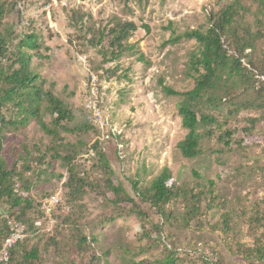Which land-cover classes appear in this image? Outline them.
<instances>
[{"label": "rangeland", "instance_id": "1", "mask_svg": "<svg viewBox=\"0 0 264 264\" xmlns=\"http://www.w3.org/2000/svg\"><path fill=\"white\" fill-rule=\"evenodd\" d=\"M230 2L22 0L15 6L6 0V12L0 24V38H4L7 44L6 58L2 60L4 69L19 65L15 62L18 42L33 32L39 47L31 51L30 67L39 74L37 83L63 101L71 113L60 126L53 125L55 116L48 111L41 114L46 124L57 132L54 135L45 133L34 118L1 132L4 142L13 149L12 154H7L9 166L20 157L16 168L24 174V181L17 183L18 186L28 185V195L39 203L53 192L60 196L59 204L50 215L53 223L51 231L46 230L49 233L42 231L48 221L44 213L30 209L24 220L11 215L26 225V234L27 224L40 221L41 232L32 237L28 246L36 244L42 251L48 235L56 239V248H47V254H43L37 264H87L94 255L98 258L96 264H127L131 259L152 258L162 253V245L150 250L146 248L148 241L142 236V229L143 226L148 228L151 222L163 223L162 235H169L182 254L198 250L205 256L213 253L223 264H249L232 252L230 247L234 246L229 245L228 238H251L254 226L247 224L248 216L257 209V212L264 210V150L260 145L264 120L256 122L253 127L247 122V117L260 115L258 109L241 111L232 117L228 116L227 107L208 109V114L214 116L216 122L203 129L211 132V136L203 138V152L199 156L185 158L178 146L187 132L180 127L177 108L180 97L165 95L159 82L162 80L178 91L192 86L193 81L187 72L195 41L185 38L177 42L166 41L187 30H205L210 24L209 14L218 12ZM254 8L252 5L251 10ZM245 18L250 23L251 13L247 12ZM119 21H132L137 28L131 32L121 55L110 58L107 47L111 34L108 31ZM143 25H147L148 30ZM255 29L256 26L252 25V30ZM102 33L105 36L100 45L90 43L91 37L98 39ZM263 46L264 38L259 43V47ZM80 54L86 55L87 63L77 59ZM140 54L141 61L138 60ZM88 69L95 73L104 71L107 75L102 76L106 86L105 106L110 123L116 129L114 134L101 135L88 123L84 107L88 94ZM256 78L264 79L261 76ZM43 106L45 101L41 104ZM6 107L7 116H22V113H15L12 105ZM226 130L233 132L231 149L223 146L219 139ZM95 140L101 142L100 151L113 171V182L119 183L130 197L136 199L146 214L144 218L126 214V208L111 201V194L105 195L104 177L99 169L90 171L89 179L95 183L88 186L80 197L68 195L63 185L67 177L63 157L74 151L84 153ZM239 143L241 146L237 145ZM96 161L97 158L93 163ZM27 165L29 170H25ZM164 168L171 171L168 186L176 183L194 187L202 179H212L218 201L221 199L222 202L209 204L202 201L199 216L188 225L182 220L185 213L182 201L172 206L176 219H160L147 202L136 197L132 183L145 187ZM195 172L199 176H195ZM9 213L7 205L1 203V230L5 227L2 218ZM224 214L234 231L229 236L223 235L218 227ZM81 235H94V247L80 250L76 241ZM183 257L184 263L200 262L201 258L198 255L190 259L185 254Z\"/></svg>", "mask_w": 264, "mask_h": 264}, {"label": "trees", "instance_id": "2", "mask_svg": "<svg viewBox=\"0 0 264 264\" xmlns=\"http://www.w3.org/2000/svg\"><path fill=\"white\" fill-rule=\"evenodd\" d=\"M22 0H10L12 5H17ZM6 0H0V24L4 18ZM255 5L254 11L251 6ZM250 12L252 20L246 21V14ZM210 24L203 31L198 29L187 30L181 34L174 35L166 42H177L181 38L193 39L196 43L195 49L190 54V66L187 76L193 84L184 91H178L171 86L166 85L160 80L161 90L165 95L180 97L177 104L178 116L180 117V127L186 130L184 139L179 142V150L185 158H195L203 152L202 140L206 136H211V132L205 131L203 127L216 122L214 116L208 114V109L218 110L227 107L229 117L237 115L241 111L249 109H258V117H247V122L251 127L256 122L264 120V46L259 47V43L264 38V0H231L216 13H210L208 16ZM252 25L256 29L252 30ZM136 25L132 21L117 22L108 31L111 36L108 39L110 58H118L121 52L127 47L126 41L131 36V32L136 30ZM143 28L148 30L147 25ZM102 33L98 39H89L94 46L100 45L103 41ZM124 42V44H123ZM6 40L0 38V204L5 203L9 214L2 218L3 230L0 229V245L8 236L6 224L7 217L15 215L24 220L28 210L33 209L42 212L41 202L35 201L28 195L29 186L19 187L15 192L14 185L24 181V174L16 168V157L14 163L9 166L7 154H12L13 149H9L4 142L2 131L5 128L15 127L17 124H25L29 119L34 118L40 128L47 134H57L42 119L41 114L48 111L52 116L54 126H60L61 122L70 118L71 113L65 103L55 97L52 92L45 91L39 85V74L30 67L31 51L38 49L39 43L37 36L31 32L23 36L18 42L16 59L19 65L10 70L4 69L2 60L6 58ZM133 45H129L132 47ZM103 55L105 51L102 50ZM138 60H143L142 54ZM101 76H107L104 71L98 72ZM261 76L263 80L257 79ZM45 101V106L41 107ZM7 105H12L20 118L9 117L5 113ZM12 112V110L10 111ZM89 125L93 129L99 130L90 120ZM203 130H202V129ZM100 131V130H99ZM250 131V128H247ZM232 131L226 130L223 135H219L222 144L231 149ZM112 136V134L110 133ZM101 142L89 145L96 152L94 160L97 163L80 175L81 166L77 162L78 154L76 151L72 155H66L63 159L66 161V181L63 183L68 195L74 198L80 197L85 189L94 185L90 181L89 173L92 169H99L104 177V193L111 194V201L121 208H126V214H135L144 218L146 214L138 205L135 198L129 196L125 189L119 184L113 182L111 178L112 169L105 157L100 151ZM241 146V143L237 144ZM264 150V132L260 144ZM119 146V145H118ZM102 150V149H101ZM86 151V150H85ZM121 155V152H118ZM93 160V162H94ZM27 165L25 170H29ZM195 176H199L196 172ZM171 178V171L164 168L160 173L145 187H138L136 182L132 183V188L137 198L145 201L153 209L160 219L169 220L173 217L174 210L172 206L175 202L182 201L185 207L182 220L186 225L200 214L202 201L213 204L218 201L217 190L212 179H202L194 187L177 185L168 186L167 181ZM60 197V196H59ZM60 202V200H59ZM218 202H222L219 199ZM258 210V209H257ZM253 211L248 216L247 224L254 226V233L251 238L235 240L229 239L228 243L232 252L243 262L249 264H264V210ZM245 212V211H244ZM71 216V215H67ZM229 218L224 214L221 218L219 229L223 235L229 236L234 232L229 226ZM35 222L27 224V234L23 241L17 243L9 250V260L2 264H37L47 254V248L53 246L56 248L57 242L53 236H47L44 241V249L41 251L36 244L28 246V242L36 233L41 232V223L36 227ZM148 228L143 226L142 236L147 239L148 250L162 245V253L152 258H142L140 260L131 259L127 264H223L214 254L205 256L201 251L191 250L187 254L178 252L174 241L170 236L163 234V223H153ZM35 226V227H34ZM45 233L46 229L43 230ZM154 232L155 237L152 236ZM96 238L94 235H81L77 241V247L81 249L93 248ZM233 243V245H231ZM55 246V247H54ZM142 248L141 250H143ZM196 253L197 256L194 254ZM184 254L189 258L201 256L199 261L184 263ZM98 258H90L87 264H96ZM96 262V263H95Z\"/></svg>", "mask_w": 264, "mask_h": 264}, {"label": "built area", "instance_id": "3", "mask_svg": "<svg viewBox=\"0 0 264 264\" xmlns=\"http://www.w3.org/2000/svg\"><path fill=\"white\" fill-rule=\"evenodd\" d=\"M77 59L82 63H87L85 54L78 55ZM104 83L105 81L101 75L88 69V94L84 107L85 111L88 113L89 120L99 128L101 135H105L109 132L114 134L116 130L110 123V117L105 106L106 86ZM95 156V150L93 148H88L78 157L77 162L81 166L80 175H83L84 172L92 166ZM14 190L15 192L19 191L17 183L14 185ZM59 200V193L53 192L41 201L40 209L48 218L47 231L52 227L53 220L50 215L53 209L59 204ZM39 224L40 221L35 222V225ZM6 226L8 229V236L0 245V264L9 260V250L17 243L23 241L26 237V225L19 219L12 216L7 217Z\"/></svg>", "mask_w": 264, "mask_h": 264}]
</instances>
